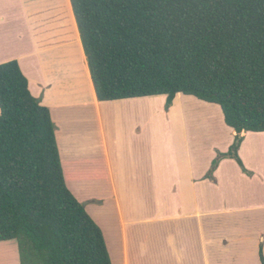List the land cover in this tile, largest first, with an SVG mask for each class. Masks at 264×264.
<instances>
[{"label":"crops","instance_id":"crops-1","mask_svg":"<svg viewBox=\"0 0 264 264\" xmlns=\"http://www.w3.org/2000/svg\"><path fill=\"white\" fill-rule=\"evenodd\" d=\"M10 60L50 110L65 182L112 264H262L264 131L241 133L250 173L227 157L208 175L236 134L220 106L181 92L163 114L164 95L100 101L71 0H0V63ZM194 118L229 133L207 160L185 130Z\"/></svg>","mask_w":264,"mask_h":264},{"label":"trees","instance_id":"trees-1","mask_svg":"<svg viewBox=\"0 0 264 264\" xmlns=\"http://www.w3.org/2000/svg\"><path fill=\"white\" fill-rule=\"evenodd\" d=\"M100 101L178 92L264 131V0H71ZM19 264H112L103 231L65 182L50 110L16 60L0 63V242ZM260 259L264 256L260 249Z\"/></svg>","mask_w":264,"mask_h":264},{"label":"rangeland","instance_id":"rangeland-1","mask_svg":"<svg viewBox=\"0 0 264 264\" xmlns=\"http://www.w3.org/2000/svg\"><path fill=\"white\" fill-rule=\"evenodd\" d=\"M157 104H158L160 113L163 114V113L170 112V107L172 106L173 103H171V105L168 108H166V95H164L163 105H161V103H157ZM217 106L219 107V105ZM206 109L212 111L213 113L220 111V110H214V109L211 110L210 108H206ZM177 110H187V107L185 104L182 103L179 106L176 105V107L172 109V111H177ZM220 121L221 120H219L218 118H215V120L210 121L212 125L210 124L208 125V123L205 122L204 119L194 118L193 120H189L188 123L186 124L185 130L187 131L189 135L190 141H192L194 145H197V147H200L202 160L204 158H206L207 160L211 155V151L212 150L216 151L214 149L215 147H217L218 149H221V147L224 146L225 142L229 138V133L227 129L222 126L224 124H222L223 122L221 123ZM163 138H164V135L160 134V140ZM261 140L262 139H260L259 141L261 142ZM162 141L164 140H161V143ZM107 232L109 233V231L106 229L105 233L108 234ZM108 240H110L109 237H108ZM108 242L109 244H111L110 241ZM113 249L114 247H112V250ZM0 264H19V256H18V248H17L16 240L12 239V240L0 242Z\"/></svg>","mask_w":264,"mask_h":264}]
</instances>
